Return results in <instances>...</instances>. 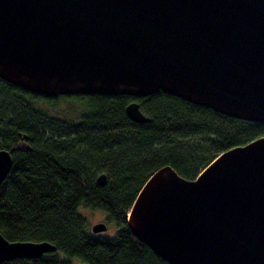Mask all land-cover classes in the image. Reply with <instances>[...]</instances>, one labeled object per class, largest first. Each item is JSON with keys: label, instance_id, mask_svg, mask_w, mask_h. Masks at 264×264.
I'll return each mask as SVG.
<instances>
[{"label": "water", "instance_id": "1", "mask_svg": "<svg viewBox=\"0 0 264 264\" xmlns=\"http://www.w3.org/2000/svg\"><path fill=\"white\" fill-rule=\"evenodd\" d=\"M0 79L47 97L164 92L264 123V0H0ZM127 114L150 121L135 101ZM12 165L0 150V185ZM126 219L169 264H264V137L193 180L158 169ZM56 249L0 232V262Z\"/></svg>", "mask_w": 264, "mask_h": 264}, {"label": "trees", "instance_id": "2", "mask_svg": "<svg viewBox=\"0 0 264 264\" xmlns=\"http://www.w3.org/2000/svg\"><path fill=\"white\" fill-rule=\"evenodd\" d=\"M134 101L149 122L128 116ZM260 137L264 123L164 92L144 98L47 97L0 79V150L13 158L0 185V232L9 241L57 248L41 258L0 264H73L72 258L87 264H169L127 224L146 181L164 166L193 180L220 154ZM101 174L107 176L105 186L97 182ZM82 208L104 211L114 235L93 233Z\"/></svg>", "mask_w": 264, "mask_h": 264}, {"label": "rangeland", "instance_id": "3", "mask_svg": "<svg viewBox=\"0 0 264 264\" xmlns=\"http://www.w3.org/2000/svg\"><path fill=\"white\" fill-rule=\"evenodd\" d=\"M67 104H68V102L65 101L63 103V106L66 107ZM81 213L83 215H85V217L87 218V221H88L91 229H92L93 225H95L97 223H100V222H105L107 224V226H108V230L105 231L103 234L104 235H108V236L114 235V233L116 231V227H115V225L113 223H109V221L106 218V213L104 211L82 208L81 209ZM71 261H72L73 264H87V263H84L81 260L76 259V258H72Z\"/></svg>", "mask_w": 264, "mask_h": 264}, {"label": "clouds", "instance_id": "4", "mask_svg": "<svg viewBox=\"0 0 264 264\" xmlns=\"http://www.w3.org/2000/svg\"><path fill=\"white\" fill-rule=\"evenodd\" d=\"M59 259H61V260H62V259H63V257H60Z\"/></svg>", "mask_w": 264, "mask_h": 264}]
</instances>
